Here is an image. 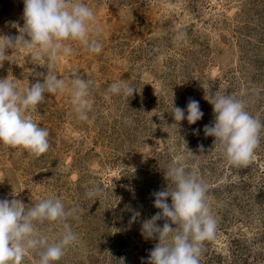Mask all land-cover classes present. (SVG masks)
Returning <instances> with one entry per match:
<instances>
[{
	"label": "rangeland",
	"instance_id": "obj_1",
	"mask_svg": "<svg viewBox=\"0 0 264 264\" xmlns=\"http://www.w3.org/2000/svg\"><path fill=\"white\" fill-rule=\"evenodd\" d=\"M83 3L94 10L90 27L101 32L92 38L102 51L89 53L71 42L72 54L59 55L54 72L67 81L78 70L92 81L89 119L76 118L67 86L45 93V101L29 111L48 130L50 147L35 157L0 144V199L32 207L55 195L66 210L76 209L67 222L77 240L55 264H147L158 240L144 238L141 226L160 211L152 193L167 188L164 172L179 164L207 185L206 202L217 222L200 264H264V129L250 163L240 166L230 165L203 131L214 123L205 99L214 93L242 99L264 122V0ZM23 7V0H0V35H19ZM7 54L0 79L14 81L17 89L42 82L38 74L47 72L46 55L26 46ZM114 82L129 83L136 92L128 99L110 96ZM172 97L182 109L189 99L198 101L202 118L176 127ZM96 186L103 191L89 198ZM37 227L51 242L62 226ZM38 259L26 252L22 264Z\"/></svg>",
	"mask_w": 264,
	"mask_h": 264
},
{
	"label": "clouds",
	"instance_id": "obj_2",
	"mask_svg": "<svg viewBox=\"0 0 264 264\" xmlns=\"http://www.w3.org/2000/svg\"><path fill=\"white\" fill-rule=\"evenodd\" d=\"M23 4V26L13 23L18 27L19 35H0V67L9 59L8 50L23 46L38 49L39 54L47 56L49 63L46 74H38L43 76L42 82L37 79L21 89L14 86V81L0 79V144L21 147L40 157L50 147L49 132L33 120L29 110H36L45 101V93L55 94L67 86L76 118L79 121L89 119L93 107L90 99L92 81L82 78L78 70H74L66 81L59 78L54 69L59 55L72 54L71 42L82 45L89 53H100L102 43L92 35L99 37L101 30L90 27L95 13L83 0H23ZM107 92L110 96L122 95L128 99L136 90L129 83L114 82ZM205 99L212 105L214 113V123L204 126L205 136L215 138L214 143H218L230 165L250 163L260 144L264 122L252 116L246 110L245 101L232 94H208ZM170 113L176 127L183 120L189 125L195 124L203 116L198 101L189 99L186 109H182L174 106L173 97ZM198 132L199 129H193L194 134ZM199 151H204L202 145ZM164 177L168 181L167 188L152 193L154 207L160 211L143 221L141 226L144 238L158 240L149 253L147 264H200L204 242L215 237L217 228L206 202L207 185L195 172H188L179 164L170 165ZM102 191L96 186L87 195L95 198ZM75 212L76 209L66 210L55 195L32 207L18 199H0V264H22L26 252L39 256L37 264L60 261L77 240L67 222ZM159 220L165 221L163 226L157 225ZM46 222L62 226L51 242L37 227Z\"/></svg>",
	"mask_w": 264,
	"mask_h": 264
}]
</instances>
